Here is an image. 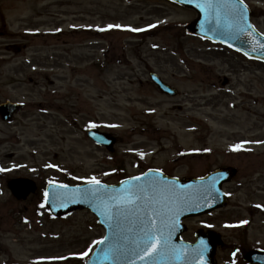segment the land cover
I'll list each match as a JSON object with an SVG mask.
<instances>
[{
	"label": "rangeland",
	"instance_id": "1",
	"mask_svg": "<svg viewBox=\"0 0 264 264\" xmlns=\"http://www.w3.org/2000/svg\"><path fill=\"white\" fill-rule=\"evenodd\" d=\"M247 1L264 32V0ZM194 17L167 0H0V103L25 104L13 122L0 118V168L11 169L0 172V264H84L104 236L89 210L52 219L38 215L39 191L17 201L6 185L17 175L114 183L152 167L183 178L230 164L240 173L225 186L229 207L186 219L184 237L212 224L246 250L264 248V212L249 211L264 203V63L187 35ZM152 22L143 36L122 30ZM149 70L180 94L161 93ZM92 126L116 136L113 152L87 136ZM243 217L246 234L224 229ZM231 251H217L220 263Z\"/></svg>",
	"mask_w": 264,
	"mask_h": 264
},
{
	"label": "snow or ice",
	"instance_id": "2",
	"mask_svg": "<svg viewBox=\"0 0 264 264\" xmlns=\"http://www.w3.org/2000/svg\"><path fill=\"white\" fill-rule=\"evenodd\" d=\"M197 7L205 11L206 15L214 13L215 25L210 30L223 27L229 30L235 29L241 33L247 31L246 6L243 0H205ZM221 18L226 23L221 24ZM108 27L121 26L109 25ZM131 30L142 31L143 29ZM260 47L264 48V44ZM239 148L240 145H237L234 150ZM2 171L7 169L0 168V172ZM144 175L147 177L148 173ZM87 183L91 185L90 188L83 190L77 188L75 193H82L86 199L98 201L101 214L106 217L109 227L115 229L114 236L124 241L123 244L109 245L104 252L105 258L125 252H131L139 259L145 260L147 264H159L161 260L170 257L180 258L181 254L171 244V235L177 224L176 217L179 215L180 205L187 201V196L182 189H177L174 185L170 186L166 181L155 176L143 182L141 177H133L129 181H124V186L119 191L102 185L101 181L95 177L90 178ZM59 188L67 190L68 186L60 185ZM44 195L47 201L48 193L45 192ZM57 198L61 201L72 199L75 202V197H69L67 191L57 192ZM61 206L66 205L62 203ZM125 223L131 225L126 230L123 227ZM125 231L132 235H125ZM105 240H108L107 236L104 240L94 241V243H104ZM87 255L88 252H83L80 258L83 259Z\"/></svg>",
	"mask_w": 264,
	"mask_h": 264
},
{
	"label": "water",
	"instance_id": "3",
	"mask_svg": "<svg viewBox=\"0 0 264 264\" xmlns=\"http://www.w3.org/2000/svg\"><path fill=\"white\" fill-rule=\"evenodd\" d=\"M177 1L191 6L193 5V3L188 4L189 1L187 0ZM199 11L200 18L187 27L189 33L206 36L213 40L224 42L244 51L252 57L264 60V48L260 47L261 44H264V36L250 24V17L247 10V24L245 25V27H247V31L243 33L238 32L235 29L229 30L223 27L210 30L215 25V19L213 18L214 13L206 15L205 11H203L201 8H199ZM224 23L226 22L223 18H221V24ZM14 107L15 105L11 102L5 103L0 106V112L5 114L10 113L11 111L9 112V110L12 109L13 111ZM97 139L100 142L109 143L104 141L102 136H98ZM227 174H229L228 171L218 170L204 178H193L182 181L179 179L168 178L162 173L154 171L148 173L147 177L145 175L141 177V182L149 179L152 176L163 179L170 186L174 185L177 189H182L187 196V201L180 205L179 215L176 217L177 224L171 235V244L174 245L181 254L180 258L172 263L169 262L171 260L170 258H166L161 260L159 264H216L214 260V253L217 245L216 239H213L209 235H204L205 237L203 238L205 240L200 237L201 240L198 244L190 245L178 240V237L184 231V228L181 224V220L184 217L209 213L212 210L225 205L226 197L222 191V184L225 181ZM26 181L27 180H16L10 183L11 188L19 198H25L30 191L35 189L34 186H29V182ZM123 186L124 185L122 182L120 185L109 186V188L119 191V189ZM90 187L91 185L89 184L79 187V189L83 190ZM76 189L77 188H68L67 190H64L67 191L69 197H75V202L72 201L71 204H68V208H59L57 214L66 211L69 212L76 208L89 207L99 216L100 222L107 230L108 240H105L104 243L99 245L87 264H147L145 260L139 259L138 256L131 254V252H125L119 255L112 254L109 256V258H105L104 252L109 247V245L114 243L123 244L124 241L123 239H117V237L114 236L115 229L109 227L108 222H106V217L101 214L100 203L93 199H86L82 193H75ZM130 226L131 225L128 223L123 225L125 230ZM124 234L129 236L132 235L126 231ZM201 242H203V244ZM253 253L249 255V259L251 261H258L264 264V254L255 255ZM252 256L255 257L252 258Z\"/></svg>",
	"mask_w": 264,
	"mask_h": 264
},
{
	"label": "flooded vegetation",
	"instance_id": "4",
	"mask_svg": "<svg viewBox=\"0 0 264 264\" xmlns=\"http://www.w3.org/2000/svg\"><path fill=\"white\" fill-rule=\"evenodd\" d=\"M245 154L246 153H248V152H244ZM240 173V170H239V168H238V173L237 174H239ZM263 175V174H262ZM253 176L254 175H252V176H250V177H248V181H253ZM257 177H259V179H260V177H261V175H259V174H257V176H256V178ZM232 182H233V179H232ZM261 185V184H260ZM258 186V190H257V193L258 194H264V187L261 185V186ZM261 187V188H260ZM231 188L229 189V192H231ZM254 208H256L258 211H264V203H261L259 206H252V207H250V209H249V211L250 212H254ZM242 221H249V222H251L252 221V219L251 218H248V217H243V218H241L240 219V221H238V226H226V230L227 231H233L234 232V230H237L238 228L240 229V230H238V231H240V232H245V234H246V232L248 231V228H249V224L248 223H242ZM228 222L229 223H232V221L230 220V219H228ZM231 236H234V233H231V232H228ZM228 237V236H227ZM226 237V238H227ZM228 245H232V242H230V241H228Z\"/></svg>",
	"mask_w": 264,
	"mask_h": 264
}]
</instances>
